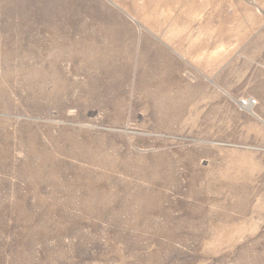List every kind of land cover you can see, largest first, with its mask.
Masks as SVG:
<instances>
[{"label": "rangeland", "instance_id": "1", "mask_svg": "<svg viewBox=\"0 0 264 264\" xmlns=\"http://www.w3.org/2000/svg\"><path fill=\"white\" fill-rule=\"evenodd\" d=\"M0 264H264V0H0Z\"/></svg>", "mask_w": 264, "mask_h": 264}, {"label": "built area", "instance_id": "2", "mask_svg": "<svg viewBox=\"0 0 264 264\" xmlns=\"http://www.w3.org/2000/svg\"><path fill=\"white\" fill-rule=\"evenodd\" d=\"M244 103L245 104H251V103H256L255 100H253L252 98H249V99H243Z\"/></svg>", "mask_w": 264, "mask_h": 264}, {"label": "bare ground", "instance_id": "3", "mask_svg": "<svg viewBox=\"0 0 264 264\" xmlns=\"http://www.w3.org/2000/svg\"><path fill=\"white\" fill-rule=\"evenodd\" d=\"M243 103H244V102H243ZM251 104H252V103H251ZM251 104H249V103H248V104H245V103H244V105H246V106H250Z\"/></svg>", "mask_w": 264, "mask_h": 264}]
</instances>
